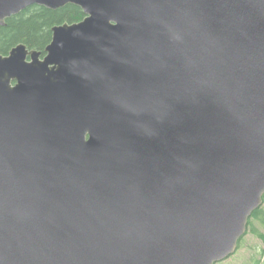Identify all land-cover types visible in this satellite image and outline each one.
Listing matches in <instances>:
<instances>
[{
	"label": "water",
	"instance_id": "obj_1",
	"mask_svg": "<svg viewBox=\"0 0 264 264\" xmlns=\"http://www.w3.org/2000/svg\"><path fill=\"white\" fill-rule=\"evenodd\" d=\"M68 4L44 59L0 53V264L227 259L264 203V0H0V25Z\"/></svg>",
	"mask_w": 264,
	"mask_h": 264
},
{
	"label": "trees",
	"instance_id": "obj_2",
	"mask_svg": "<svg viewBox=\"0 0 264 264\" xmlns=\"http://www.w3.org/2000/svg\"><path fill=\"white\" fill-rule=\"evenodd\" d=\"M84 17L83 9L74 4H68L55 10L33 5L8 18L5 25H0V53L7 54L13 46L19 43H24L29 48L44 50L52 40L53 26L66 22H78ZM249 232L256 234L264 242V203L250 217L247 233ZM243 239L244 237L240 245ZM262 255L261 259L255 262L256 264H264V248Z\"/></svg>",
	"mask_w": 264,
	"mask_h": 264
},
{
	"label": "rangeland",
	"instance_id": "obj_3",
	"mask_svg": "<svg viewBox=\"0 0 264 264\" xmlns=\"http://www.w3.org/2000/svg\"><path fill=\"white\" fill-rule=\"evenodd\" d=\"M263 248V240L249 232L244 236L242 244L233 255L216 264H256L255 262L263 256Z\"/></svg>",
	"mask_w": 264,
	"mask_h": 264
},
{
	"label": "flooded vegetation",
	"instance_id": "obj_4",
	"mask_svg": "<svg viewBox=\"0 0 264 264\" xmlns=\"http://www.w3.org/2000/svg\"><path fill=\"white\" fill-rule=\"evenodd\" d=\"M15 46H16V45H15ZM15 46H13V47L8 51L7 54H3V55H8V54L11 52V50H12ZM28 48H29V47H28ZM45 48H46V47H45ZM34 49H35V48H29L30 51H31V50H34ZM36 50H38V51L41 52L40 59H44V57L46 56L45 49H44V50H42V49H36ZM28 60H31L30 56L28 57ZM12 84L15 85V84H16V81H13Z\"/></svg>",
	"mask_w": 264,
	"mask_h": 264
}]
</instances>
